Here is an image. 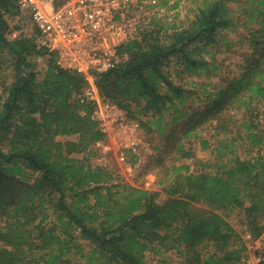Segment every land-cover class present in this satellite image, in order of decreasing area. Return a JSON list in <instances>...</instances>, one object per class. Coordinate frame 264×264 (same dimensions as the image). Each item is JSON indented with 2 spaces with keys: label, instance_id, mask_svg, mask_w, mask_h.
Masks as SVG:
<instances>
[{
  "label": "trees",
  "instance_id": "1",
  "mask_svg": "<svg viewBox=\"0 0 264 264\" xmlns=\"http://www.w3.org/2000/svg\"><path fill=\"white\" fill-rule=\"evenodd\" d=\"M191 10L185 25L160 16L135 26L116 47L124 59L90 72L102 98L162 139L159 188L146 189L92 164L105 134L85 76L37 46L16 0H0V264H147V253L171 251L180 264H243L251 247L264 264V0ZM230 34L243 61L223 77L216 54ZM193 76L216 77L212 91L197 97ZM195 139L207 159H196Z\"/></svg>",
  "mask_w": 264,
  "mask_h": 264
},
{
  "label": "built area",
  "instance_id": "2",
  "mask_svg": "<svg viewBox=\"0 0 264 264\" xmlns=\"http://www.w3.org/2000/svg\"><path fill=\"white\" fill-rule=\"evenodd\" d=\"M158 0H16L21 10L20 22L36 28L37 46L53 51L59 67L82 73L88 84L83 96L93 102L91 117L105 134L95 143L100 152L98 159L111 155L119 168L131 169L142 159V128L137 120L128 119L115 103L102 98L90 73L103 72L116 66L124 57L116 47L130 33L128 9L144 10L157 7ZM126 18V19H125ZM15 31L12 32L14 36ZM135 153L134 163L129 164L127 152ZM100 162V161H99ZM99 166L108 167L106 162ZM243 238L250 241L248 234ZM256 245L258 244L255 240ZM243 264H260V258L249 251Z\"/></svg>",
  "mask_w": 264,
  "mask_h": 264
},
{
  "label": "rangeland",
  "instance_id": "3",
  "mask_svg": "<svg viewBox=\"0 0 264 264\" xmlns=\"http://www.w3.org/2000/svg\"><path fill=\"white\" fill-rule=\"evenodd\" d=\"M160 0H158V3ZM200 0H167L166 7H158L160 11L151 8L150 6H144V10L132 7L128 9L127 13H125L126 18H128L130 30H132L135 26L142 23L145 25L150 18L152 17H160L167 19L168 22L175 21L176 24L187 22V18L191 17L192 8L196 6V4ZM125 18V19H126ZM23 29L25 31H30L32 26L28 23L21 22ZM15 31V30H14ZM16 33V31H15ZM232 39L233 44L230 46L226 52H218L216 54V59L218 63L221 64L220 72L223 77L230 76L233 73L235 74L240 68L239 64L243 61L242 49L239 47V44L236 40L235 34L229 35ZM13 37V35H10ZM225 49V47L223 48ZM36 61V70L41 76L45 69V61L43 58L39 57L35 59ZM187 87L197 89V97L203 98L202 89L204 86L207 87V90L212 91V86L216 81V77L205 78V77H189L187 78ZM201 104L200 100L197 99L196 106ZM162 145V139L157 135L155 129L152 127L150 132L142 130V147L140 148L142 154V161L128 169L123 166L119 168L115 159L111 155H105V158L98 159L100 156V152L97 151V155L94 156L91 161L92 164L98 165L100 162H106L108 167L114 171L122 180L127 181L135 186L143 187L146 189H158L159 187L156 184L155 177V168H154V159L155 153L158 152L155 150V146ZM193 151L196 159L205 160L209 157L208 150H202L199 146L198 139H195V144H193ZM98 150V149H97ZM241 157H249L253 153H247L246 151L239 150ZM129 164H132V160H130L131 156L127 154ZM100 161V162H99ZM189 161V160H188ZM147 164H150L148 167ZM227 219L230 223L236 228L239 234L242 233V229L237 220V215L235 213L230 214ZM2 221V219H0ZM254 247H251L250 250L253 251ZM165 260V262H163ZM182 258L179 254L174 251L166 252L163 256L154 255L153 253H147L146 262L147 264H180Z\"/></svg>",
  "mask_w": 264,
  "mask_h": 264
}]
</instances>
